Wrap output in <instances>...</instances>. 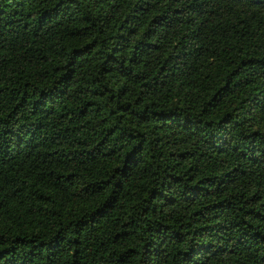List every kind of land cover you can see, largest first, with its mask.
<instances>
[{"label":"trees","instance_id":"trees-1","mask_svg":"<svg viewBox=\"0 0 264 264\" xmlns=\"http://www.w3.org/2000/svg\"><path fill=\"white\" fill-rule=\"evenodd\" d=\"M0 264H264V0H0Z\"/></svg>","mask_w":264,"mask_h":264}]
</instances>
